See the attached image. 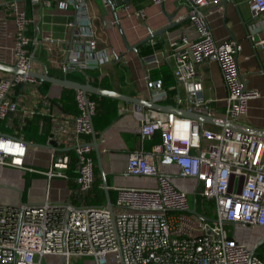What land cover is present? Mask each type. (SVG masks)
Returning <instances> with one entry per match:
<instances>
[{
  "label": "built area",
  "instance_id": "1",
  "mask_svg": "<svg viewBox=\"0 0 264 264\" xmlns=\"http://www.w3.org/2000/svg\"><path fill=\"white\" fill-rule=\"evenodd\" d=\"M27 1L30 16L25 7L17 8L15 1L1 6L4 12L14 14V66L25 72L48 73L50 66L63 73L87 72L109 60L107 49L98 47L89 0H57L59 9L75 10L74 18L65 24L72 28L74 39L61 50L62 57L57 56L52 44H46L48 60L38 61L35 55L40 42L35 34H28L29 23L53 0ZM113 1L102 0L108 12V17L102 18L105 28H113L118 21L110 16ZM186 2L188 23L169 36L164 54L175 81L174 101L184 110L237 122L247 113L249 100L262 94L240 75L236 56L241 45L234 38L215 40L208 26V15L222 12L224 4L221 0ZM246 3L251 19L264 14V0ZM115 11L128 14L129 4L116 6ZM134 13L144 19L143 9ZM257 44L262 46L264 39H258ZM205 61L220 68L226 90L223 113H215L211 100L202 95L196 67ZM146 63L157 66L160 58L153 55ZM22 83L38 89L43 82L27 75H0V121L19 110L12 97ZM146 85L153 89L152 101L167 98L161 79L147 78ZM74 99L77 113L71 138L60 148L53 147L56 134L48 135L50 161L45 169L25 164L29 142L4 134H0V166L38 172L48 181L69 178V172L74 171L75 195L83 200L97 180L92 140L83 138L91 135L96 101L80 90H75ZM34 112L30 109L26 114ZM207 124L173 111L148 108L142 112L141 138L159 133L161 141L150 151H131L126 171L131 176L156 177L157 184L114 187L112 212L106 205L53 201L48 191L39 203L0 202V264H42L45 255L57 257L59 264L60 258L69 264L72 256L81 255L91 256L93 264H264V246L259 248L260 244L252 251L234 236L236 225L264 229V135L231 130L225 125L215 130ZM157 160L174 165L179 176L193 179L192 194L177 188L159 169ZM194 203L199 213L210 218L190 213Z\"/></svg>",
  "mask_w": 264,
  "mask_h": 264
},
{
  "label": "crops",
  "instance_id": "2",
  "mask_svg": "<svg viewBox=\"0 0 264 264\" xmlns=\"http://www.w3.org/2000/svg\"><path fill=\"white\" fill-rule=\"evenodd\" d=\"M10 1H15L17 8H24L27 0H0V63L13 65L16 29L14 14L11 10L4 12L1 8L4 3ZM56 1L53 0L51 6L40 9L39 15L36 14L29 23L28 34H35L40 42L35 55L40 62L48 60L49 55L44 48L46 44H52L57 56L62 57L61 50L70 46L74 39L72 28L65 24L74 18L75 10L73 7L59 9ZM221 2L224 4V10L209 14L208 26L215 40L234 38L241 45V50L236 56L240 75L250 88H255L262 94L259 98L249 100L247 113L242 115L237 123L264 131V44L262 46L257 44L258 39H264V14L257 19H251L246 0H236V5L231 0ZM89 3L90 13L94 16L93 24L98 47L107 49L109 60L99 69L89 70L85 74L95 78L97 87L149 101L153 89L147 88L146 79H161L168 96L157 102L162 103L170 98L172 102L168 104L176 105L173 93H169L170 89L175 87V81L164 54L168 51L169 36L188 23L186 0L162 2L130 0L128 3L130 12L128 14L117 12L115 15L118 21L113 28H105L103 25L102 18L108 17V12L102 6V0H89ZM161 7L166 15H172L171 20L176 23L175 26L160 35L156 34L146 42L139 43L147 38L150 32L157 33L168 25ZM137 9H143L144 19L134 13ZM110 16L115 19L113 13H110ZM122 35L129 46L139 43L136 51L126 48ZM46 36L49 39H45ZM153 55L160 58V64L157 66L146 63ZM49 68L50 75L62 77L64 74L54 66ZM0 72H2L0 75L4 74V71ZM196 77L202 82V95L205 99L211 100L209 104L213 111L223 113L226 90L218 64L206 61L198 64ZM67 78L70 79L68 76ZM21 86L22 89L17 87L12 97L19 103V110L8 114L0 121V134L29 142L25 164L36 169H45L50 161V146L46 144L48 135L56 134L53 147L64 148L65 141L70 140L73 133L75 90L47 82H43L38 89L30 87L27 83H22ZM43 96L48 97L47 101L42 100ZM105 98L103 103L105 113L102 115L95 113L92 116V125L99 140L101 162L107 174L109 196L114 204L116 199L114 187H153L157 184L156 177L129 175L126 163L131 151L138 149L150 151L160 143L161 137L159 133L145 140L140 136V116L142 112H147V107L139 110L131 103ZM30 109L35 112L27 115V110ZM210 125L216 129L220 128L215 124ZM83 138L92 140V136ZM93 154L96 178L100 180L95 198L99 205H106L95 151ZM157 164L177 188L192 194L195 186L193 179L179 176L174 165L165 164L160 160H157ZM75 185L71 175L69 178L56 177L48 181L38 172L0 166V202L4 204L39 203L45 199L47 191L53 201L71 199L79 204L95 203L93 191L83 200L78 198L75 195ZM250 227L236 225L234 236L239 242L249 243V246L253 247L260 236L257 234L249 239V235L243 231Z\"/></svg>",
  "mask_w": 264,
  "mask_h": 264
},
{
  "label": "water",
  "instance_id": "3",
  "mask_svg": "<svg viewBox=\"0 0 264 264\" xmlns=\"http://www.w3.org/2000/svg\"><path fill=\"white\" fill-rule=\"evenodd\" d=\"M26 1V0H24ZM130 2V0H114L112 2V6L111 9L113 11V14L116 18V11L115 8L116 6L122 4V3H126L128 4ZM232 3H234L236 5V0H231ZM162 6V3H161ZM162 8V12L165 14V11ZM166 15V14H165ZM167 21H168V25L165 26L163 29L159 30L157 33H151L149 34V36L147 38H145L144 40H142L139 43H143L146 42L150 39H152L156 34L160 35L162 34V32H166L167 30H169L170 28H172L173 26H175L176 23H174L171 18L172 15H166ZM122 38L124 40V43L126 45V48L128 50H135L137 49V45L139 43H137L136 45L133 46H129L126 41L125 38L122 35ZM0 71H4V72H8L11 73L13 75H27L29 77H33L36 78L37 80L41 81V82H47L50 84H54L60 87H66V88H70L73 90H80L82 91L85 95H89V94H96L98 96H102V97H109V98H113V99H117L123 102H127V103H131L133 105L136 106H140V107H147V108H152V109H157V110H161V111H173L177 114H181L184 116H188L190 118L202 121V122H206L209 124H215V125H219V126H227L228 128H230L231 130H239V131H243V132H247V133H253V134H262L264 135V131L263 130H259L256 128H251L248 126H244L242 124H239L237 122H233L231 120H222L213 116H208L205 114H201V113H197V112H193V111H189V110H184L182 108H180L177 105H171V104H162V103H158L157 101H152V100H144L138 97H134V96H129V95H125L122 94L120 92L117 91H113V90H108V89H104L101 87H97L92 85L89 82H85V83H81V82H77L74 80H71L69 78H67L68 74L65 72L63 74L62 77H56L53 75L48 74L47 72H35V71H22L19 68H17L14 65H8V64H3L0 63ZM91 136H92V145L94 147V151H95V155H96V162H97V168L100 174V178H101V182H102V186L105 192V196H106V206L107 208L112 212L113 210V203L111 202L110 196H109V188L107 185V180H106V172L103 169L102 166V162H101V154H100V149H99V140L97 138V134L93 128L92 125V132H91ZM190 213H196L198 214L200 217L204 218V219H208L210 217L199 213L196 210L195 207V203L193 204V207L190 210ZM264 240V229L259 237V239L254 243L253 247H252V251L262 243V241ZM60 264H63L62 258H60Z\"/></svg>",
  "mask_w": 264,
  "mask_h": 264
},
{
  "label": "trees",
  "instance_id": "4",
  "mask_svg": "<svg viewBox=\"0 0 264 264\" xmlns=\"http://www.w3.org/2000/svg\"><path fill=\"white\" fill-rule=\"evenodd\" d=\"M25 9H26L27 14L30 16L31 15V10H30V6H29V2L28 1L26 3ZM67 74H68V77H70L71 80H74V81H77V82H81V83L89 82V83H91L94 86H98L95 78L93 79L91 76H87L85 74V72H82V71H72V72H69ZM70 91H73V90H70ZM174 91H175V87L171 88L170 91H169V93L172 94V93H174ZM74 93H75V91H74ZM88 96H89V98L94 99L96 101V112L95 113L98 114V115L99 114L102 115L103 113H105L104 104L103 103H104V100L106 98L105 97H102V96L95 95V94H89ZM171 102L172 101H171L170 98L162 101L163 104H168V103H171ZM74 104H75V114H76L77 113V106H76L75 99H74ZM94 129H95V127H94ZM90 137H91V135H89V138ZM93 157H94V154H93ZM94 159H95V157H94ZM95 171H96V168H95ZM69 174L71 176H73V177L75 176V172L74 171H70ZM99 183H100V180L97 179V181L95 182V186H94V188L92 190L93 193H95V196L93 198L96 197V192L98 190L97 189L98 188V185L97 184H99ZM92 204H99V202L95 198V203H92Z\"/></svg>",
  "mask_w": 264,
  "mask_h": 264
},
{
  "label": "rangeland",
  "instance_id": "5",
  "mask_svg": "<svg viewBox=\"0 0 264 264\" xmlns=\"http://www.w3.org/2000/svg\"><path fill=\"white\" fill-rule=\"evenodd\" d=\"M37 69V68H36ZM38 70H40L38 68ZM2 73V72H0ZM4 74H9L8 72H4ZM21 86H18V89H20ZM207 126L209 128H212V129H215V130H218L219 128L217 127H214V126H211L210 124ZM53 200V199H52ZM262 228L261 227H256V228H253V227H250L249 229L247 230H244L243 232H245L248 236L249 239H251L252 236H255V235H261L262 233ZM237 232V230H236ZM245 245H249V243H245ZM264 244H261L259 248L263 247ZM249 247V246H248ZM92 257L91 256H88V255H81V256H72L70 258V261H69V264H93L92 263ZM42 264H59V260L57 257L53 256V255H45L43 257V260H42Z\"/></svg>",
  "mask_w": 264,
  "mask_h": 264
},
{
  "label": "flooded vegetation",
  "instance_id": "6",
  "mask_svg": "<svg viewBox=\"0 0 264 264\" xmlns=\"http://www.w3.org/2000/svg\"><path fill=\"white\" fill-rule=\"evenodd\" d=\"M263 242H264V240L262 241V243H263ZM262 243H261V244H262Z\"/></svg>",
  "mask_w": 264,
  "mask_h": 264
}]
</instances>
